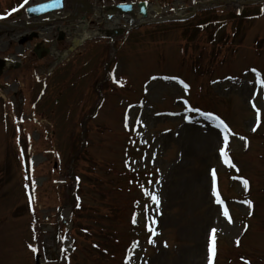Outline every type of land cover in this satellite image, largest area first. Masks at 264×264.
Here are the masks:
<instances>
[{
    "label": "rangeland",
    "instance_id": "374dc122",
    "mask_svg": "<svg viewBox=\"0 0 264 264\" xmlns=\"http://www.w3.org/2000/svg\"><path fill=\"white\" fill-rule=\"evenodd\" d=\"M88 1L179 20L107 35L105 10L69 5L47 40L96 34L66 61L0 27V58L27 49L0 75V264H209L213 228L211 264H264V6Z\"/></svg>",
    "mask_w": 264,
    "mask_h": 264
},
{
    "label": "water",
    "instance_id": "95a60500",
    "mask_svg": "<svg viewBox=\"0 0 264 264\" xmlns=\"http://www.w3.org/2000/svg\"><path fill=\"white\" fill-rule=\"evenodd\" d=\"M61 7H62L61 0H54L50 3H46V4H43L41 6L30 8V9H34V10L28 9V15H29V17H32V16L39 17L40 15H43L47 12H51V11L60 9ZM138 7H139L140 14H142L143 17H147L148 13H147L146 3L145 2L138 3ZM109 12L112 15H117L119 13L123 16L126 15L127 13L134 14V5L133 4L113 5L109 8ZM116 33H118V32H116ZM2 67H3V62L0 61V69H2Z\"/></svg>",
    "mask_w": 264,
    "mask_h": 264
},
{
    "label": "snow or ice",
    "instance_id": "6c2138e0",
    "mask_svg": "<svg viewBox=\"0 0 264 264\" xmlns=\"http://www.w3.org/2000/svg\"><path fill=\"white\" fill-rule=\"evenodd\" d=\"M28 3V0H23V3L20 5V7H23L25 4ZM18 8H15V9H12V11H17ZM29 10H34V9H29ZM0 18H3V15H0ZM253 71H255V69H253ZM261 83H264V81H261ZM223 126V125H222ZM224 128V131L227 133L228 129H227V126H223ZM227 142H228V137L227 135L224 136V144L225 146L227 145ZM220 152H221V155L225 158V161L227 162V153L225 152L224 148H221L220 149ZM213 176H215V170H213ZM243 183L245 184V186H247L248 184V181L247 180H244ZM150 193H148L147 191L145 192V195H149ZM152 196V200L156 203H158V198L154 195V194H151ZM247 203L249 205H251V201H247ZM223 215L224 216H228L229 215V212H228V209L227 208H224L223 209ZM215 232H216V229L213 228L212 229V240H211V243L209 245V264H211V260H212V256H214L215 254ZM151 242V241H150Z\"/></svg>",
    "mask_w": 264,
    "mask_h": 264
},
{
    "label": "bare ground",
    "instance_id": "6f19581e",
    "mask_svg": "<svg viewBox=\"0 0 264 264\" xmlns=\"http://www.w3.org/2000/svg\"><path fill=\"white\" fill-rule=\"evenodd\" d=\"M79 7V6H78ZM154 10H156L157 12H159L160 11V8H158V7H155V8H153ZM151 10H152V8H151ZM182 13H184V12H182ZM106 19V18H105ZM142 19L140 18V17H138V20L137 21H141ZM118 22H119V19H115V21H113V23L112 24H110L111 25V27H113V26H116V24H118ZM4 25H6V24H4V23H0V26H4ZM41 27V26H40ZM80 29H77L76 30V32H77V35H76V43H78V42H81V41H83V40H85V39H88V38H90V37H92V36H94V34H96V32H91V31H88L85 27H86V25H80ZM13 28V27H12ZM46 29H50V28H48V27H45V28H43V27H41V28H39V32L40 33H44V30H46ZM14 30H15V28H14ZM18 34V33H17ZM213 135L212 134H210L207 138H205V140H206V142L208 143V144H210L211 142H212V137Z\"/></svg>",
    "mask_w": 264,
    "mask_h": 264
},
{
    "label": "flooded vegetation",
    "instance_id": "af4514ba",
    "mask_svg": "<svg viewBox=\"0 0 264 264\" xmlns=\"http://www.w3.org/2000/svg\"><path fill=\"white\" fill-rule=\"evenodd\" d=\"M29 37H30V35H28V36L26 35V38H27L28 40H29ZM23 38H24V37H23ZM59 41H60V40H59L58 37H57V42H59ZM38 46H39V45H38ZM39 47H40V46H39ZM32 51H33L32 53H35L33 49H32ZM33 55H34V54H33ZM43 55H46V52H44ZM46 56H47V55H46ZM35 57H36V56H35Z\"/></svg>",
    "mask_w": 264,
    "mask_h": 264
}]
</instances>
